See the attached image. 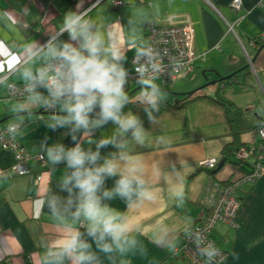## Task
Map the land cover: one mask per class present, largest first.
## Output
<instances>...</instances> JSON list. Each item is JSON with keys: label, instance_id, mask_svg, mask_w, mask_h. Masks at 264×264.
<instances>
[{"label": "crops", "instance_id": "1", "mask_svg": "<svg viewBox=\"0 0 264 264\" xmlns=\"http://www.w3.org/2000/svg\"><path fill=\"white\" fill-rule=\"evenodd\" d=\"M64 1L68 8L59 11L51 0H0V121L6 119L0 128L13 123L20 125L17 141L26 152L41 153L42 143L75 146L68 129L46 127L45 121L51 112L43 108L33 109V115L22 114V122H19L11 108L22 99H7V84L23 83L22 69L39 66L33 62L39 49L31 54L25 53L24 49L33 43L45 45L68 12L87 11L86 16L107 17L122 46L129 20L135 28L133 38L145 44L151 24L166 26L172 20L188 19L194 31L196 69L192 76L197 78L199 75L206 83L202 72L210 74L206 76L207 81H213L250 65L255 80L247 82V77H244L245 70L250 71L247 68L238 74V80L245 86L243 93H234L233 89L226 88L223 95L236 106L246 109L245 116L252 124L264 120V49L253 63L250 62L258 50L251 39L257 35L264 38V0H241L240 12L231 9L232 0H118L124 3L118 8L112 5L116 0ZM96 2L97 5L89 11ZM59 39L67 42L69 37L64 33ZM134 53L133 48L127 49L124 67L128 71L131 70L130 58ZM145 130L149 132L145 145L132 144L129 151L142 155L147 161H158L165 170L173 167L182 170L184 198L179 203L167 199V185L160 181L161 199L146 204L134 216L133 223L143 225L140 239L146 253L132 256L131 264H175L168 248L151 242L153 224L163 221L174 226L176 244L201 214L199 201L210 179L226 183L238 177L240 171L228 165L219 172L216 168L205 170L200 167L201 162L207 159L219 161L222 149L232 141L223 108L207 98L164 113L157 118L155 126L150 123ZM113 131L98 129L92 139L110 136ZM158 137H163V141H158ZM238 138L245 144L251 140V133H242ZM81 143L88 147L86 142ZM92 147L95 150V146ZM116 151L108 146L101 149V155L107 157ZM13 163L12 153L0 148V264H41L45 245L53 239L57 229L47 208L42 209L39 202L50 186L55 190V183L66 166L60 164L52 173L47 164L41 167L37 161L31 160L30 175L18 176L11 172ZM115 179H108L105 186L113 187ZM244 187L238 192L243 198L237 214V227L218 223L214 229L217 245L225 253L217 264H264V169L252 186ZM108 203L121 212L126 210L124 202L119 199ZM127 211L130 216L134 215L131 209Z\"/></svg>", "mask_w": 264, "mask_h": 264}, {"label": "clouds", "instance_id": "2", "mask_svg": "<svg viewBox=\"0 0 264 264\" xmlns=\"http://www.w3.org/2000/svg\"><path fill=\"white\" fill-rule=\"evenodd\" d=\"M128 25L122 46L107 17L68 12L45 45L33 43L24 49L27 54L39 49L33 58L39 66L22 69L24 97L11 111L22 122V114L31 116L33 109L43 108L52 113L46 127L68 129L75 143L74 147L42 143L39 149L50 172L60 164L66 166L55 190L50 186L39 202L42 209L47 208L57 229L45 245L41 264H131L132 256L146 253L140 239L143 225L133 223L134 216L146 204L161 199L160 181L167 185V199L179 203L184 198L182 170H165L158 161H147L129 151L132 144L143 147L149 132L138 115L124 109L130 102L138 104L155 126L167 93L156 83L166 71L163 58L151 46L133 38V22L129 20ZM64 33L69 37L67 42L59 39ZM128 48L135 50L133 68L139 91L134 101L126 91ZM41 88L47 95L39 91ZM109 123L115 126L110 136L92 139ZM7 131L14 135L17 125L10 124ZM157 139L162 142L164 138ZM108 146L117 151L103 157L101 149ZM110 178H116L114 186L107 188ZM115 199L124 202L125 211L110 206L108 201ZM129 209L133 216L128 214ZM152 227L151 242L174 252V226L158 221ZM194 242L206 264H214L215 247L201 246L198 239Z\"/></svg>", "mask_w": 264, "mask_h": 264}, {"label": "built area", "instance_id": "3", "mask_svg": "<svg viewBox=\"0 0 264 264\" xmlns=\"http://www.w3.org/2000/svg\"><path fill=\"white\" fill-rule=\"evenodd\" d=\"M112 5L114 8H118L124 3L116 0ZM230 7L235 12H240L242 9L241 0H232ZM83 13L87 15V11ZM228 29L232 31L230 25H228ZM145 44L158 51L163 58L166 71L158 79L162 85H172L193 71L195 61L194 31L188 19L172 20L166 26L151 24L147 29ZM134 55L135 53L130 58L131 70L129 71V83L126 86V91L130 90L131 85L136 84V73L133 68ZM39 91H43L47 95L45 89L41 88ZM23 97L24 84L13 82L7 84V99L17 100ZM16 125L17 132L14 135L8 133V126L0 128V148L11 152L13 155L14 163L11 172L18 176H28L31 173L29 162L31 160L37 161L41 167H44L46 165L45 157L42 153L30 154L24 150L17 141L20 125ZM257 138L264 140V121L259 123L257 133H251V140L242 144V147L235 153L234 168L240 171V175L231 178L226 183L211 178L205 187L199 201L201 214L191 229L186 231L175 244L176 250L174 252L170 250V257L175 260L176 264H206L205 258L197 251L194 239H198L201 246L212 245L215 247L217 252L214 264L225 257V253L218 247L215 240L214 229L218 223L232 228L237 227V214L241 206V200L237 193L245 185H253L264 169L262 163L259 162L262 159V154L259 153L261 148L256 144ZM253 156L256 157L254 169L244 173L242 171L243 166ZM217 165L218 159H207L201 162L200 167L205 170H212Z\"/></svg>", "mask_w": 264, "mask_h": 264}, {"label": "trees", "instance_id": "4", "mask_svg": "<svg viewBox=\"0 0 264 264\" xmlns=\"http://www.w3.org/2000/svg\"><path fill=\"white\" fill-rule=\"evenodd\" d=\"M51 1L57 6L59 11H63L66 8H68V5L65 3L64 0H51ZM251 42L259 48L261 45L264 44V38H262L261 35H257L251 39ZM195 69L196 68L193 64V71L191 73H189L187 76L180 79L179 81L191 79L192 75L195 72ZM238 74L239 73L233 75L232 77H230L227 80L216 82L215 85H217L216 86L217 91H216L215 95H213L214 97H211L209 95L208 96L204 95L201 93V91L198 90L190 98L183 100L179 103H175V102H173V98H175V96H171V95L167 94L163 106L161 107L159 113L156 114L157 118H158V117L162 116L164 113H167V112H170L173 110H178V109L180 110L184 106H186L187 104H189V103H191L197 99H206L207 98V100L209 99L210 101H213L216 105L221 106L223 108L225 120H226V122L230 128V131H231V137H232L231 140L232 141L222 149L219 162L221 160H224L225 161L224 165H228L231 167H234V165H235V157H234L235 153L237 152V150L240 147H242V143L239 142V138H238L240 136V134L247 133V132H249V133H253V132L255 133L256 132L257 133V131L259 129V123L261 121H264V120H260L257 124H252L249 120H247V118L245 116V114H246L245 110L246 109L236 106L230 99H227L226 97H224L223 93H224V90L226 88L233 89L234 93H243V91L245 90L244 83L238 80V77H239ZM248 74H250V71L248 72V69H247L244 72V77H247ZM207 75H210V74L206 73L205 76H207ZM179 81H177V82H179ZM177 82H175V83H177ZM16 84H23V83H16ZM174 84H172V85H174ZM164 86H165V88H163L164 90L170 91V89L166 88L167 86H170V85H164ZM207 86H209V85H207ZM40 92L44 93L43 91H40ZM137 93L138 92H135L133 95L130 96V97H132L133 101H134L135 95ZM21 99H23V98H21ZM125 110H127V111L129 110L132 113L138 115L140 117V119L143 121V125H144L145 129L147 128L148 124H150V122L147 119L145 112L143 111L142 107H140L138 104H135L134 102H130V104L128 106H126ZM256 144H257V146H259L261 148L259 153L262 154V159H260L259 162L262 163V165L264 167V140L257 138ZM224 165L221 167L220 170H222ZM245 165L243 166V170H242L244 173L250 172V170H253L254 166L256 165V157L253 156L249 160V162ZM215 175H213V176H215ZM229 180H231V179H229ZM249 186H252V185H249ZM238 194L239 193H237V195ZM238 198L240 200H242L243 196L239 197V195H238Z\"/></svg>", "mask_w": 264, "mask_h": 264}, {"label": "rangeland", "instance_id": "5", "mask_svg": "<svg viewBox=\"0 0 264 264\" xmlns=\"http://www.w3.org/2000/svg\"><path fill=\"white\" fill-rule=\"evenodd\" d=\"M249 70H250V74L247 75V82L253 81V79L255 80V75L252 72L251 67H249ZM210 81H212V80L209 79V82ZM156 83L160 84L163 88H165V86L162 85L160 82L156 81ZM203 84H205L204 80L198 75L197 78H194L192 76V78L189 80L179 81V82L175 83L174 85L167 86L166 88L170 89V91H172L174 93H188V92L194 91L195 89H199V91H201L202 94L213 96V91L216 89V85L215 84L209 85L208 87L200 89V87L203 86ZM135 88H137L136 84L131 85L130 92L133 91ZM173 102H175V98H173ZM124 111L128 112L125 109H124ZM184 116H186V115H184ZM186 117H188V116H186ZM182 126H184L183 123H182ZM108 128H109V130H112L115 128V126L113 124L109 123L108 125H106L105 127L101 128V129L107 130ZM244 188L241 190H244Z\"/></svg>", "mask_w": 264, "mask_h": 264}, {"label": "water", "instance_id": "6", "mask_svg": "<svg viewBox=\"0 0 264 264\" xmlns=\"http://www.w3.org/2000/svg\"><path fill=\"white\" fill-rule=\"evenodd\" d=\"M95 6H96V5H94L93 7H95ZM93 7H91V8L89 9V11H90ZM263 48H264V44L261 45V46L258 48L256 54L254 55V57L252 58V60H251L250 62L253 63V62L256 60L257 56L259 55V53L262 51ZM249 66H250V65H246V66H244L243 68H241L240 70H238V71H236V72H234V73H232V74H230V75H228V76H226V77H219L218 79H216V80H214V81H210V82L207 81V77L205 76V72H202V75L206 78L205 80H206L207 83L203 84V86H201L200 89L205 88L207 85H213V84H215L216 82H220V81L227 80V79H229L230 77H232L233 75H235V74H237V73H240V72H242L243 70L249 68ZM215 74H216V73H215ZM216 75H217V74H216ZM198 90H199V89H195L194 91H191V92H188V93H174V92H171V91H168V90H164V91H165L167 94L171 95V96H175V103H179V102H181V101H183V100H186L187 98L191 97L192 95H194ZM137 91H139V87L136 88V89H134L133 91H131V92L129 93V95L131 96V95H133V94H134L135 92H137ZM179 97H183V98H181V99L179 100V99H178ZM5 120H6V119L1 120V121H0V124L3 123ZM224 163H225V161H224V160H221L220 163L218 164L217 168H216V171H219V170L221 169V167L224 165Z\"/></svg>", "mask_w": 264, "mask_h": 264}, {"label": "flooded vegetation", "instance_id": "7", "mask_svg": "<svg viewBox=\"0 0 264 264\" xmlns=\"http://www.w3.org/2000/svg\"><path fill=\"white\" fill-rule=\"evenodd\" d=\"M181 98H183V97H180L179 99H181ZM190 98V97H189ZM188 99V98H187Z\"/></svg>", "mask_w": 264, "mask_h": 264}]
</instances>
